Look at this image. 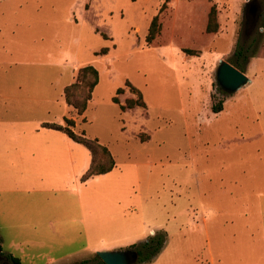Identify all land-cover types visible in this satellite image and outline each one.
Listing matches in <instances>:
<instances>
[{
	"label": "rangeland",
	"instance_id": "1",
	"mask_svg": "<svg viewBox=\"0 0 264 264\" xmlns=\"http://www.w3.org/2000/svg\"><path fill=\"white\" fill-rule=\"evenodd\" d=\"M221 60L250 81L223 89ZM86 64L80 114L64 89ZM65 116L111 171L82 178L89 149L42 126ZM160 234L136 264H264V0H0V264H100Z\"/></svg>",
	"mask_w": 264,
	"mask_h": 264
},
{
	"label": "trees",
	"instance_id": "2",
	"mask_svg": "<svg viewBox=\"0 0 264 264\" xmlns=\"http://www.w3.org/2000/svg\"><path fill=\"white\" fill-rule=\"evenodd\" d=\"M219 28V23L217 20V8L213 4L209 13V19L207 23L208 32H216ZM161 26L156 15L150 24L149 32L147 35V42L151 43L156 35L160 32ZM186 52L194 54L192 49H185ZM107 48L102 49V53H106ZM236 54V53H235ZM234 64V63H233ZM237 65V64H235ZM239 67V66H237ZM242 69V68H240ZM243 71V70H242ZM99 82V71L93 64H86L78 68L76 78L73 82L68 84L65 89V100L68 105L74 107L78 113L82 114L88 102L92 99L93 91L96 85ZM123 88H118L117 93L121 92ZM139 98L129 99L127 105L120 103L117 96L113 97L114 102L120 104L121 108L125 107H134L135 105H144L142 100V95L138 92ZM223 109V101L219 100L213 104V110L218 112ZM65 124L58 122H43L42 126L50 129H55L66 133L70 138L76 142L84 144L91 153V160L86 172L83 175V179L86 180L89 177L102 174L111 171L115 167L114 156L109 149V147L102 142L97 137L87 136L84 132L78 133L74 130L75 120L73 118L64 117ZM164 241V235L160 234L156 239H151L149 241H141L139 244L134 243L132 246H138V262L144 263L151 261V259L157 255L161 249V243ZM0 250H3V246L0 243ZM8 258L12 260L14 264H22V260L19 256H16L12 253H7ZM100 259V264H106L100 256L97 254Z\"/></svg>",
	"mask_w": 264,
	"mask_h": 264
},
{
	"label": "water",
	"instance_id": "3",
	"mask_svg": "<svg viewBox=\"0 0 264 264\" xmlns=\"http://www.w3.org/2000/svg\"><path fill=\"white\" fill-rule=\"evenodd\" d=\"M220 86L226 91H234L250 81L244 71L227 60H221L217 70ZM106 264H136L138 251L136 249L100 250L97 253Z\"/></svg>",
	"mask_w": 264,
	"mask_h": 264
},
{
	"label": "flooded vegetation",
	"instance_id": "4",
	"mask_svg": "<svg viewBox=\"0 0 264 264\" xmlns=\"http://www.w3.org/2000/svg\"><path fill=\"white\" fill-rule=\"evenodd\" d=\"M255 10H256V5H255V3L253 2V3L249 6L248 11L250 12V11H255Z\"/></svg>",
	"mask_w": 264,
	"mask_h": 264
},
{
	"label": "crops",
	"instance_id": "5",
	"mask_svg": "<svg viewBox=\"0 0 264 264\" xmlns=\"http://www.w3.org/2000/svg\"><path fill=\"white\" fill-rule=\"evenodd\" d=\"M46 128V127H45ZM50 129V128H49Z\"/></svg>",
	"mask_w": 264,
	"mask_h": 264
}]
</instances>
